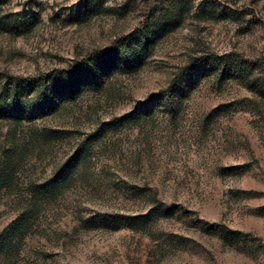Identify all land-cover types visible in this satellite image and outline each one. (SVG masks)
<instances>
[{
	"label": "rangeland",
	"instance_id": "1",
	"mask_svg": "<svg viewBox=\"0 0 264 264\" xmlns=\"http://www.w3.org/2000/svg\"><path fill=\"white\" fill-rule=\"evenodd\" d=\"M0 264H264V0H0Z\"/></svg>",
	"mask_w": 264,
	"mask_h": 264
},
{
	"label": "trees",
	"instance_id": "2",
	"mask_svg": "<svg viewBox=\"0 0 264 264\" xmlns=\"http://www.w3.org/2000/svg\"><path fill=\"white\" fill-rule=\"evenodd\" d=\"M99 3L101 4L100 1H97V4L96 5H99ZM91 9V10H90ZM86 11H90V13L93 11V7L92 8H86ZM93 14V13H92ZM142 43H143V46H142ZM132 45V51H131V54L128 55V57L125 58V64L126 65H129V63H133L134 61H138L142 54L146 52V50L148 49V44L147 42L144 43V41H142L141 43H135V42H132L131 43ZM70 80H71V89L73 92L76 90V87H75V84L78 83L79 81V78L77 76V73H74L71 77H70Z\"/></svg>",
	"mask_w": 264,
	"mask_h": 264
}]
</instances>
